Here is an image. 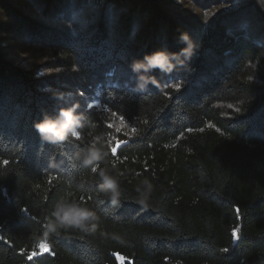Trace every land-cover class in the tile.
<instances>
[{
    "label": "trees",
    "instance_id": "trees-1",
    "mask_svg": "<svg viewBox=\"0 0 264 264\" xmlns=\"http://www.w3.org/2000/svg\"><path fill=\"white\" fill-rule=\"evenodd\" d=\"M220 1L231 7L210 15ZM184 31L200 45L190 67L156 70L159 85L136 91L131 61L179 50ZM20 43L55 58L26 64L10 54ZM263 67L264 14L250 1L0 0V264H264ZM74 101L85 135L111 140L119 205L95 191L98 173L73 166L87 138L50 144L33 126ZM116 118L129 128L113 131ZM68 192L96 210L97 229L45 238Z\"/></svg>",
    "mask_w": 264,
    "mask_h": 264
},
{
    "label": "clouds",
    "instance_id": "clouds-1",
    "mask_svg": "<svg viewBox=\"0 0 264 264\" xmlns=\"http://www.w3.org/2000/svg\"><path fill=\"white\" fill-rule=\"evenodd\" d=\"M261 7H264V0H258ZM71 27V22H69ZM179 43L183 46L177 51H171L166 48L156 49L152 52L145 53L142 58H134L131 61V71L136 74L135 90L146 92L149 85L158 86L159 81L155 75H150L158 70L164 75H169L174 71L188 69L193 56L196 54L200 45L193 39L187 31L181 32L178 37ZM51 73L52 69H46ZM59 71V69H57ZM66 93H54L57 100H62ZM67 95H74L68 92ZM81 105L79 101H74L70 105L61 106L58 111L51 115L46 111L42 112L41 118L34 121V128L38 132L41 140L50 144H61L69 140L87 142L76 151L72 156L73 166L90 169L91 173H98V181L95 191L106 197L111 205L116 206L121 202L120 176L122 172L112 174V170L116 168L115 162L109 165V151L111 140L106 138L104 134L94 135L89 131L87 135L84 133V114L78 109ZM92 107L91 104L88 105ZM89 127L95 129L96 124L90 122ZM114 153V150L112 149ZM101 163L105 166L100 167ZM153 190V184L148 178L141 180L137 187L140 193L139 203L145 208L149 206V194ZM98 216L94 208L86 206L84 197L76 199L72 192L66 193L65 197L59 199L51 209L50 215L47 217L45 238L49 233H57L63 230H79L85 233H94L97 229ZM118 239V237H116ZM226 249V248H225Z\"/></svg>",
    "mask_w": 264,
    "mask_h": 264
},
{
    "label": "rangeland",
    "instance_id": "rangeland-1",
    "mask_svg": "<svg viewBox=\"0 0 264 264\" xmlns=\"http://www.w3.org/2000/svg\"><path fill=\"white\" fill-rule=\"evenodd\" d=\"M176 1H181V0H174ZM242 3L244 2H252L254 4V7L261 11L262 14H264V7H261L260 3H258V0H240ZM184 2V1H183ZM231 7L230 3L225 2V1H220L217 3V6H214L211 8L209 14H213V13H218L220 11H225L227 9H229ZM14 41H18V39H13ZM13 40H11V42H13ZM23 44H15L11 46V56L15 55V57H17L19 60H22L23 62L25 61L26 64H40L42 62H44L45 60H52L55 58V55L52 51L49 50H43L41 48H38L35 45H26V46H22ZM46 67V66H45ZM44 65L41 66L40 68V75H48V74H52V73H56V72H60L64 69L62 68H52L51 73H48L47 71H45ZM57 69H59V71H57ZM264 74V67L263 70L261 71ZM89 104H96V102H89ZM220 109L222 112L224 113H228L230 108L233 107L232 104H220L219 105ZM114 123H110V126L113 127V131H125L126 129L129 128V126L127 125V123L121 119L116 118L114 120ZM45 248L43 245L40 246L39 251H43Z\"/></svg>",
    "mask_w": 264,
    "mask_h": 264
},
{
    "label": "snow or ice",
    "instance_id": "snow-or-ice-1",
    "mask_svg": "<svg viewBox=\"0 0 264 264\" xmlns=\"http://www.w3.org/2000/svg\"><path fill=\"white\" fill-rule=\"evenodd\" d=\"M173 88H176V89H179L181 87V84L180 83H176L174 85H172ZM114 152H115V149H113ZM3 164L7 165L8 164V161H3L2 162ZM223 252H227L228 249H222ZM37 255V253L33 252L31 255L28 256V259L31 260L33 258V256Z\"/></svg>",
    "mask_w": 264,
    "mask_h": 264
}]
</instances>
